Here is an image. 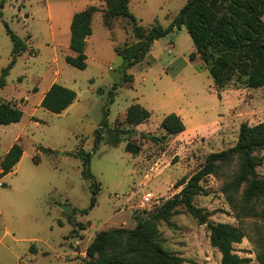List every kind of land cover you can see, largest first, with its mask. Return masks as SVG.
Listing matches in <instances>:
<instances>
[{"label":"rangeland","instance_id":"rangeland-1","mask_svg":"<svg viewBox=\"0 0 264 264\" xmlns=\"http://www.w3.org/2000/svg\"><path fill=\"white\" fill-rule=\"evenodd\" d=\"M186 1L130 0L129 6L145 27L156 21L166 26ZM91 4L98 10L87 38V67L80 69L65 60L73 54L70 24L76 11ZM105 7V0H0V76L13 47L4 22L28 45L0 87V99L23 110L20 121L0 124V160L11 143L23 147L9 173L3 175L0 167V264H84L86 248L98 231L134 227L139 218L178 193L181 179L198 171L210 152L233 146L242 122L264 121V86L247 87L232 80L217 88L200 56L190 59L195 47L185 27L156 39L146 56L126 69L133 80L124 81L125 60L115 46L137 39L128 17H116L107 27ZM53 82L77 92L61 113L40 104ZM110 90L114 101L108 105V127H103L104 138L95 149V129ZM134 102L148 108L151 117L129 126L126 110ZM181 110L186 131L160 141L141 136H162V118ZM109 128L123 131L118 145L111 142ZM127 128L135 131L125 133ZM128 141L140 144L138 154L126 150ZM81 146L93 151L91 172L101 183L93 207L92 180L83 177L82 159L76 154ZM260 154L256 173L264 179V149ZM238 168V159L221 163L200 182L194 203L210 212V222L241 227L245 237L235 244V252L250 258L248 264H264V221L239 211L223 191ZM252 203L257 210L264 208V198ZM158 239L184 257V264H222L220 252L210 243L208 222L200 223L184 205L158 220Z\"/></svg>","mask_w":264,"mask_h":264},{"label":"trees","instance_id":"trees-1","mask_svg":"<svg viewBox=\"0 0 264 264\" xmlns=\"http://www.w3.org/2000/svg\"><path fill=\"white\" fill-rule=\"evenodd\" d=\"M130 0H105L103 20L111 27L113 20L119 16L128 17L132 23L135 42H125L115 46V51L125 60L124 81L133 80V75L126 69L140 62L151 49L152 43L166 36L174 29L185 27L195 50L190 53L193 60L197 55L206 64L217 88L225 87L229 82L237 81L247 87L264 86V0H187L177 11L171 22L164 26L154 22L145 27L138 22L129 6ZM98 10L94 4L76 11L71 20L69 47L73 54H67L65 60L80 68L87 67L86 44L92 34V19ZM1 16V12H0ZM13 47L9 64L3 67L0 76V87L6 83V76L14 65L16 57L27 49V43L15 33L5 21ZM77 98V92L59 82H53L45 92L41 106L61 113ZM114 101V92L109 91V102L103 110L100 126L95 129L94 148H98L104 138L103 127H108L109 107ZM23 116L21 107L0 99V124L18 122ZM151 111L139 102L130 104L126 110L125 122L135 126L147 121ZM165 133L156 136L141 133L144 138L154 141L165 139L185 130V122L176 112L166 114L160 123ZM135 128H127L125 133L132 134ZM123 131L109 128L111 142L118 145L123 140ZM46 152L49 147L39 145ZM126 150L138 154L141 146L128 141ZM264 149V121L255 124L242 122L237 142L229 148L210 152L203 166L189 178H182L181 190L166 199L147 217L139 218L134 227H113L98 231L86 248L87 258L84 264H184L185 258L167 249L158 239V220L166 219L178 205H184L189 213L200 223H207L210 228V243L221 254L222 264H248L250 258L242 257L235 252V244L241 242L245 233L241 227L229 222L212 223L210 212L194 203V197L200 193V182L215 173L221 163L238 159L239 168L230 181L225 182L223 191L229 201L239 211L251 216H258L264 221V208L257 210L253 201L264 198V179L258 177L256 166L262 162L260 150ZM23 147L14 142L0 160L2 174L6 175L19 162ZM77 156L82 159V175L91 179L90 207L97 202L101 183L91 172L93 151L80 147ZM36 162L38 157L34 158ZM245 185L243 189L241 187ZM85 214L88 210L74 209ZM240 214L238 213L237 216ZM78 227L86 228L78 222ZM75 231V228H73Z\"/></svg>","mask_w":264,"mask_h":264},{"label":"crops","instance_id":"crops-1","mask_svg":"<svg viewBox=\"0 0 264 264\" xmlns=\"http://www.w3.org/2000/svg\"><path fill=\"white\" fill-rule=\"evenodd\" d=\"M48 88H49V87H48ZM48 88H47V89H48ZM47 89H46V91H47ZM46 91H45V92H46ZM45 92H44L43 95L41 96V98H40V102H41V100H42V98H43ZM176 113H178V114L182 117L183 121H185V120H184L185 112H184L183 110H181V111H176ZM186 128H187V126H186V124H185V130H183L182 132L186 131ZM182 132H181V133H182ZM12 144H13V143H11V144L9 145L7 151L10 149V147L12 146ZM7 151H6V152H7ZM6 152H5V153H6Z\"/></svg>","mask_w":264,"mask_h":264},{"label":"built area","instance_id":"built-area-1","mask_svg":"<svg viewBox=\"0 0 264 264\" xmlns=\"http://www.w3.org/2000/svg\"><path fill=\"white\" fill-rule=\"evenodd\" d=\"M2 184H3V181L0 180V185H2ZM145 200L149 201L150 200V196H146Z\"/></svg>","mask_w":264,"mask_h":264}]
</instances>
